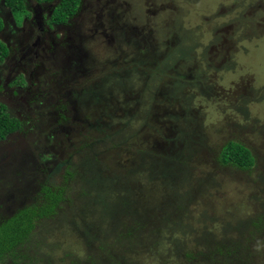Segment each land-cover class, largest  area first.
<instances>
[{
    "label": "rangeland",
    "instance_id": "rangeland-1",
    "mask_svg": "<svg viewBox=\"0 0 264 264\" xmlns=\"http://www.w3.org/2000/svg\"><path fill=\"white\" fill-rule=\"evenodd\" d=\"M87 1L65 197L0 264H264V0ZM229 141L252 167L221 161Z\"/></svg>",
    "mask_w": 264,
    "mask_h": 264
},
{
    "label": "flooded vegetation",
    "instance_id": "flooded-vegetation-1",
    "mask_svg": "<svg viewBox=\"0 0 264 264\" xmlns=\"http://www.w3.org/2000/svg\"><path fill=\"white\" fill-rule=\"evenodd\" d=\"M59 3L22 0L17 7L23 13L20 16L7 3L0 8L6 23L0 29V43L7 49L4 54L0 51V128H11L0 130V219L42 197L43 186L51 185L50 172L62 159L57 142L77 130L79 122L88 121L80 106L91 112V100L81 103L76 98L92 90L94 84L79 91L73 88L77 81L72 75L83 71L86 74L81 73V78L91 76L88 70L94 63V52L87 53L84 44L93 30L80 24L86 8L93 6L81 0L79 8L62 21L56 11ZM109 27L118 33V28ZM102 35L109 36L106 32ZM141 35L143 39L144 33ZM59 57L68 63L62 65ZM66 70L68 81L62 79Z\"/></svg>",
    "mask_w": 264,
    "mask_h": 264
},
{
    "label": "trees",
    "instance_id": "trees-1",
    "mask_svg": "<svg viewBox=\"0 0 264 264\" xmlns=\"http://www.w3.org/2000/svg\"><path fill=\"white\" fill-rule=\"evenodd\" d=\"M79 1L61 0L57 8L61 12H57V16L61 18L60 20L65 21L67 17L74 13L79 7ZM5 2L13 8L22 4V0H5ZM2 26V19L0 18V29ZM0 51L2 54L7 52V49L1 43ZM1 118L2 111L0 110V124L2 123ZM0 130L6 132L11 130V128L6 126L5 128H0ZM221 161L224 164H232L238 168L247 169L253 166L254 156L244 144L229 141L223 147ZM41 193L42 197L38 202H32L20 207L11 215L0 219V262L7 255L17 256L18 249L30 237L38 222L55 214L59 203L65 197L64 187L44 185Z\"/></svg>",
    "mask_w": 264,
    "mask_h": 264
},
{
    "label": "water",
    "instance_id": "water-1",
    "mask_svg": "<svg viewBox=\"0 0 264 264\" xmlns=\"http://www.w3.org/2000/svg\"><path fill=\"white\" fill-rule=\"evenodd\" d=\"M2 5H5V0H1V1H0V8H1ZM8 15L11 16V12H10V11H9ZM0 17L2 18V21H3V23H4V28H5V27H6V23H5V19H4V17L2 16L1 12H0ZM70 66H71V65H69L68 70L70 69ZM73 68H74V67H73ZM15 136H16V134L12 135V138H14Z\"/></svg>",
    "mask_w": 264,
    "mask_h": 264
},
{
    "label": "clouds",
    "instance_id": "clouds-1",
    "mask_svg": "<svg viewBox=\"0 0 264 264\" xmlns=\"http://www.w3.org/2000/svg\"><path fill=\"white\" fill-rule=\"evenodd\" d=\"M61 1V0H60ZM81 1V0H80ZM82 1H85V0H82ZM5 4H6V2H5ZM1 18V17H0ZM2 19V18H1ZM2 23H3V21H2Z\"/></svg>",
    "mask_w": 264,
    "mask_h": 264
}]
</instances>
